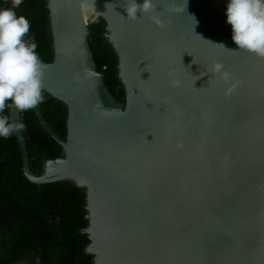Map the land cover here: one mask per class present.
I'll use <instances>...</instances> for the list:
<instances>
[{"label":"water","instance_id":"95a60500","mask_svg":"<svg viewBox=\"0 0 264 264\" xmlns=\"http://www.w3.org/2000/svg\"><path fill=\"white\" fill-rule=\"evenodd\" d=\"M128 2L48 1L54 58L41 59L43 88L67 105V136L35 106L64 156L35 174L17 130L24 174L86 189L94 264H264V58L238 51L228 0H154L135 20ZM101 17L124 107L89 44Z\"/></svg>","mask_w":264,"mask_h":264},{"label":"trees","instance_id":"16d2710c","mask_svg":"<svg viewBox=\"0 0 264 264\" xmlns=\"http://www.w3.org/2000/svg\"><path fill=\"white\" fill-rule=\"evenodd\" d=\"M49 0H22L15 9L30 21L25 39L34 38L40 59L54 58ZM0 0V8L11 7ZM89 44L97 70L117 103L124 107L126 90L119 75V58L104 32L101 17L90 25ZM39 108L61 138L67 136V105L44 91ZM10 120V108L4 113ZM11 122V121H10ZM31 170L42 175L46 162L64 156L62 145L41 125L34 109L20 111ZM86 189L70 179L38 184L24 174L17 137L0 138V264H94L87 251L90 238Z\"/></svg>","mask_w":264,"mask_h":264},{"label":"clouds","instance_id":"9594fccd","mask_svg":"<svg viewBox=\"0 0 264 264\" xmlns=\"http://www.w3.org/2000/svg\"><path fill=\"white\" fill-rule=\"evenodd\" d=\"M21 3L22 0H11V7L0 8V138L5 139L24 128L23 124L10 122L8 116L2 115L5 108L26 111L45 99L43 78L46 65L36 52L34 38L25 39L30 21L17 15L15 9ZM154 8V0L140 3L129 0L125 11L127 18L135 20L141 14L151 15ZM226 16L238 51L264 58V0H228ZM218 44L225 47L223 43ZM213 71L222 73L223 66L217 63Z\"/></svg>","mask_w":264,"mask_h":264}]
</instances>
